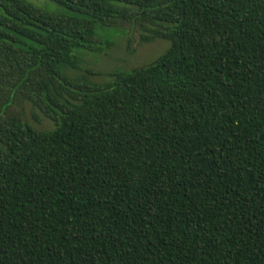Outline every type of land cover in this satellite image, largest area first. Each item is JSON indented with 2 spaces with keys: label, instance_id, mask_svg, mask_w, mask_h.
I'll use <instances>...</instances> for the list:
<instances>
[{
  "label": "trees",
  "instance_id": "16d2710c",
  "mask_svg": "<svg viewBox=\"0 0 264 264\" xmlns=\"http://www.w3.org/2000/svg\"><path fill=\"white\" fill-rule=\"evenodd\" d=\"M53 1L0 0V264H264V0ZM124 23L169 46L94 80Z\"/></svg>",
  "mask_w": 264,
  "mask_h": 264
},
{
  "label": "rangeland",
  "instance_id": "374dc122",
  "mask_svg": "<svg viewBox=\"0 0 264 264\" xmlns=\"http://www.w3.org/2000/svg\"><path fill=\"white\" fill-rule=\"evenodd\" d=\"M51 12H62L65 8L53 0H30ZM121 30L108 27L101 37L108 44L104 49L83 53V70H92L91 77L100 82L113 79L116 70L131 69L147 64L158 57L169 46L167 40L157 38L141 42V30L138 26L124 23ZM97 37V41H101ZM98 48V47H97ZM15 112L22 111L24 118L39 129H50L53 122L47 119L34 105L25 100L17 101Z\"/></svg>",
  "mask_w": 264,
  "mask_h": 264
}]
</instances>
